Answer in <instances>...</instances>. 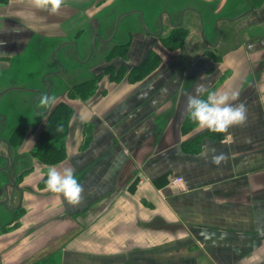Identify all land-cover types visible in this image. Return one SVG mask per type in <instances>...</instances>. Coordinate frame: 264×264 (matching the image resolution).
Wrapping results in <instances>:
<instances>
[{
    "label": "crops",
    "instance_id": "obj_1",
    "mask_svg": "<svg viewBox=\"0 0 264 264\" xmlns=\"http://www.w3.org/2000/svg\"><path fill=\"white\" fill-rule=\"evenodd\" d=\"M218 1L119 0L97 13L102 24L111 15V30L122 18L92 65L74 57L48 63L41 76L77 64L52 96V107L73 108L66 157L49 165L33 153L49 115L35 94L29 110H20L30 122L17 126L25 118L8 117L9 129L0 124L6 138L26 127L20 150L31 159L22 177L26 214L19 228L0 234L1 264H264V0ZM9 2L0 4V17L10 16ZM177 32L184 40L176 46ZM86 42L88 52L92 39ZM111 45L124 46L113 54ZM151 53L157 64L143 69ZM101 65L126 69L117 80L106 72L94 100L73 104L66 93L94 81ZM257 73L258 84H249ZM199 84L238 92L233 103L246 105L247 123L223 134L199 128L186 112ZM32 87L27 91L45 90ZM81 113L90 118L82 122ZM219 154L226 161L215 165ZM50 166L74 170L84 189L78 206L47 190ZM175 176L180 186L171 184ZM10 221L0 220V229Z\"/></svg>",
    "mask_w": 264,
    "mask_h": 264
},
{
    "label": "rangeland",
    "instance_id": "obj_2",
    "mask_svg": "<svg viewBox=\"0 0 264 264\" xmlns=\"http://www.w3.org/2000/svg\"><path fill=\"white\" fill-rule=\"evenodd\" d=\"M9 1L8 3L10 5ZM4 2L6 0H0V4H7ZM113 4L114 6L119 5V0H65L59 14L53 15L49 11L36 9L32 6L30 0H11V6L9 8L10 16L0 17L13 20V22L7 23L0 22V26L2 27L0 29V119L2 118V121H4L5 127L8 129L11 127L6 121L8 117L10 120L13 117L25 118L16 122L17 126H20L22 122H30V120L26 119V115L21 114L20 110H29V104L31 103L29 97L33 96V94L40 96V87L37 89L38 91H27L34 88L32 86H44L45 89L48 86L47 95L50 97L55 94L54 90L57 85L58 89L66 88L65 79H70L71 72H75L73 68L77 64L74 62L70 61L72 66L70 67L68 65L62 69L64 72L62 75L55 73L50 76L48 75V71L45 72L44 76H41V73L43 70L51 68L50 66L47 68L48 63L56 66L58 57L62 61H66L68 57H74V59L78 60L80 57L76 56L75 51L78 53V56L86 53V38L91 37L90 29L92 26H96L97 23L101 25L103 35L106 36L109 33L112 23L110 20L111 15H108L109 21L102 24L101 19L97 17V13L107 11ZM9 5H5V8L9 7ZM72 39L74 41L71 45L68 41ZM176 42L177 40H174L172 43L175 44ZM103 44L104 46L106 45L105 43ZM103 44L100 43L98 45L92 57H100L104 54L106 49L103 47ZM59 46L61 47L58 49ZM121 53L122 51H118V54L121 55ZM54 55L56 58H54ZM13 57L17 60L10 67V61ZM62 65L64 66L63 63ZM53 66L52 68H54ZM9 67L10 69L8 70ZM77 67L79 68V66ZM103 67V65L99 66L94 73L95 78L93 80L94 85H96L95 88L91 90L90 84L85 83L79 89L77 88L76 92L72 89V92L66 93L67 97L74 99V102L72 101L73 104H79L80 101L90 102L99 95V89L103 87V80H107L106 78L108 77L106 75L107 68L104 67L103 69ZM100 70L103 71L99 72ZM34 73L38 74L33 77ZM259 75L260 73H257L255 75L256 77L254 76L251 79L252 82L249 84H258ZM57 76H60V78H57ZM26 77L33 78L28 81ZM12 86L27 90H11ZM90 90L93 93L89 95L88 92ZM64 99L65 94L62 97V100ZM15 103H19V110L17 112H13L12 109L13 106H17ZM54 109V107L51 108L50 114ZM68 113L71 114L72 112ZM71 117H73V113ZM71 120L67 126L63 127L66 128L63 139L70 135ZM23 130L27 132L26 127H22L20 131ZM11 217L12 212L9 208L7 206H1L0 220L8 221ZM66 237H63L60 241H64ZM58 257L59 252L54 258L57 263Z\"/></svg>",
    "mask_w": 264,
    "mask_h": 264
},
{
    "label": "clouds",
    "instance_id": "obj_3",
    "mask_svg": "<svg viewBox=\"0 0 264 264\" xmlns=\"http://www.w3.org/2000/svg\"><path fill=\"white\" fill-rule=\"evenodd\" d=\"M33 7L49 11L50 14H59L65 0H30ZM204 84L197 85L195 94H190L186 101V112L190 120L201 129L214 133H228L229 129L244 126L247 123V107L245 104H234L239 97L238 92H207ZM55 103L54 97L47 94L41 95L37 107L41 110H50ZM89 116L81 113L82 122ZM226 161L224 154L214 155L212 163L220 165ZM46 188L48 191L62 195L69 206L75 207L82 202L84 189L75 177L74 170L70 167L58 169L50 166L47 170Z\"/></svg>",
    "mask_w": 264,
    "mask_h": 264
},
{
    "label": "flooded vegetation",
    "instance_id": "obj_4",
    "mask_svg": "<svg viewBox=\"0 0 264 264\" xmlns=\"http://www.w3.org/2000/svg\"><path fill=\"white\" fill-rule=\"evenodd\" d=\"M218 2H220V0ZM246 2H248V0H245V4ZM241 5L242 4H240L239 7H241ZM247 11L248 9H245L242 13H246ZM168 16H171V15H168ZM121 18H122V15H120V18L119 19L117 18V19L120 20ZM224 18L225 20L227 19L235 20V17L227 18L224 16ZM118 20L114 22L115 24L113 26V30L110 29L109 33L106 36L103 35V30L99 23H97L96 26L94 25L91 27L90 29L91 37L90 38L93 40L92 46L90 47V50L86 52L87 56H86V53L84 56H81V55L78 56V53L75 51L77 57H86L84 59L79 58V61L83 63H89L90 65L93 64L92 61L95 58L92 56L94 54L95 49L98 47L100 43L106 44L113 38L116 28L117 26H119V23H120ZM144 30L145 32L151 33V30L148 28L147 24L146 25L144 24ZM73 41L74 40L72 39L71 41H68V42H70L69 44L72 45ZM122 46L124 45H121L118 48L121 49ZM60 47L61 46H59L58 49ZM109 47H112L111 53L113 54L115 53L116 50H118L116 45H111ZM54 58H56L55 55H54ZM54 73L55 72L48 73V75H52ZM81 85L82 84H79V85H76L75 87L77 88L78 86L80 87ZM47 87L45 90H39L40 96L42 94L43 95L47 94ZM40 96H38V98ZM50 110H45V113L49 112L48 114H50ZM3 122L4 121H2V118H1L0 124H2ZM14 135H15V130H13L7 138L0 137V205L7 206L9 210L12 212V217L10 218L11 219L10 224L15 221L16 222L13 226L5 225L4 227H1L0 234L8 233L12 230L19 228V225H20L19 220L21 219L23 215L26 214V210L24 207L25 206L24 195L27 191H29V189H28V186L23 183L22 177L29 170V164H31V159L29 155L24 154L20 150L24 140H22L20 143H17L19 138L18 136L16 137ZM4 145H6L7 148H5ZM31 154L34 157L33 153ZM11 201L14 202V205L11 203ZM66 238L68 239L69 237H66ZM56 247L58 246L56 245ZM1 261H2V255L0 254V264H1Z\"/></svg>",
    "mask_w": 264,
    "mask_h": 264
},
{
    "label": "trees",
    "instance_id": "obj_5",
    "mask_svg": "<svg viewBox=\"0 0 264 264\" xmlns=\"http://www.w3.org/2000/svg\"><path fill=\"white\" fill-rule=\"evenodd\" d=\"M4 3H8V0H6V2ZM7 19L8 18H0V22H4V23L13 22V20H7ZM1 28L2 27L0 26V29ZM177 33L171 35V39L173 41L177 40V42L174 44L176 46L178 43L180 44L181 41L183 43L184 40V33L183 34L182 32H177ZM167 45H169V43H167ZM125 50L127 51V49ZM121 55H125V51L122 52ZM148 57H150L149 59L150 61H148V63L146 64L147 66L145 65V67H143V69H147V70L152 68L151 66L153 64L155 65L157 64L155 60L157 57L156 54L151 53ZM125 69L126 67L122 66L120 67L119 70H117V67L110 65L109 67H107L106 70L107 72H111L113 74V78L117 80L121 78ZM117 71H118V75H114V72ZM87 84H90L91 90L96 87V85H94L95 84L94 81H90ZM91 90L88 92L89 95L93 93V91ZM68 112L73 113V108L69 104L65 102L58 104L53 110V112L48 116L43 130L41 131L39 137L37 138V142L35 144L33 153L41 160V162L45 164H49V165L57 164L66 157L65 138L63 139L66 128L63 127L67 126V124L72 118L71 117L72 113L69 114ZM21 129L22 127H18L17 129H15L14 136L16 137L18 136L19 138L17 143H20L22 140H24L27 133L25 130L20 131ZM58 142L59 144H57Z\"/></svg>",
    "mask_w": 264,
    "mask_h": 264
},
{
    "label": "built area",
    "instance_id": "obj_6",
    "mask_svg": "<svg viewBox=\"0 0 264 264\" xmlns=\"http://www.w3.org/2000/svg\"><path fill=\"white\" fill-rule=\"evenodd\" d=\"M183 182V178L181 176H175L172 180H171V184L173 186H180Z\"/></svg>",
    "mask_w": 264,
    "mask_h": 264
},
{
    "label": "bare ground",
    "instance_id": "obj_7",
    "mask_svg": "<svg viewBox=\"0 0 264 264\" xmlns=\"http://www.w3.org/2000/svg\"><path fill=\"white\" fill-rule=\"evenodd\" d=\"M30 79V78H29Z\"/></svg>",
    "mask_w": 264,
    "mask_h": 264
}]
</instances>
